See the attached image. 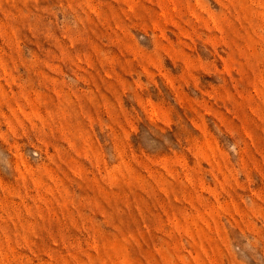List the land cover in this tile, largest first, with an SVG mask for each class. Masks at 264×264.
Wrapping results in <instances>:
<instances>
[{"label":"rangeland","instance_id":"rangeland-1","mask_svg":"<svg viewBox=\"0 0 264 264\" xmlns=\"http://www.w3.org/2000/svg\"><path fill=\"white\" fill-rule=\"evenodd\" d=\"M0 264H264V0H0Z\"/></svg>","mask_w":264,"mask_h":264}]
</instances>
